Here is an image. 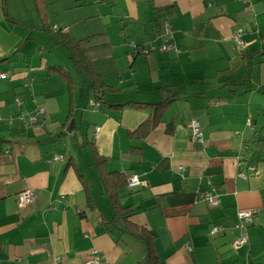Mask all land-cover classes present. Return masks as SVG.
<instances>
[{"label": "crops", "instance_id": "obj_1", "mask_svg": "<svg viewBox=\"0 0 264 264\" xmlns=\"http://www.w3.org/2000/svg\"><path fill=\"white\" fill-rule=\"evenodd\" d=\"M61 1L0 0V72L10 73L0 80V264H85L92 252L101 255V264L145 259L140 241L99 225L101 212L111 218L113 209L87 143L106 159L108 172L126 180L139 175L146 182V187L120 190V204L132 209L134 224L154 233L161 264H264V0H70L72 6L61 7L62 12L98 3L105 9V25H115L114 31L98 32L107 34L121 74L107 80L120 89L112 105H145L95 109L84 82L88 97L80 120V99L71 102L57 72H47L51 66L69 67L45 58L37 66L26 63L29 47L41 45L36 29L61 49L54 25L67 27L66 34L78 39L93 35L82 36L61 22L63 17L48 22V6ZM166 15L181 54L135 53L134 47H160ZM237 29L243 30V49L233 42ZM125 56L129 66L122 63ZM52 80L61 84L59 90L51 89ZM65 93L67 99L58 103ZM15 99L23 101L20 109ZM167 99L174 100L158 125L143 139L131 138L130 132ZM70 103L74 126L66 121ZM37 106L46 107L45 125L24 131L17 117ZM192 121L201 127L202 143L191 142ZM62 134L68 147L54 144ZM57 155L63 160L53 161ZM208 181L219 194L215 208L199 198V192L211 189ZM27 189L35 201L18 209L17 195ZM239 211H256L254 224L234 229ZM215 225L225 230L211 236ZM240 235L247 244L232 250L231 241Z\"/></svg>", "mask_w": 264, "mask_h": 264}, {"label": "trees", "instance_id": "obj_2", "mask_svg": "<svg viewBox=\"0 0 264 264\" xmlns=\"http://www.w3.org/2000/svg\"><path fill=\"white\" fill-rule=\"evenodd\" d=\"M4 11H6L3 8ZM46 30V29H45ZM54 33V32H53ZM58 40V45L62 46L69 53V59L72 68L80 81L86 82L88 85V93L94 103L100 106H111L114 108H123L131 106L133 108H141L145 105L133 102L116 101L112 105V99L118 95L120 89L107 83V80L121 78L113 54L112 46L106 33H98L86 38L78 39L71 34L54 33ZM48 76L52 72H57L60 80L66 85V91L72 102L73 100V81L68 68L60 66L47 67ZM174 99H167L155 105L154 113L135 131L130 132V137L134 139H143L151 129H154L164 112L167 110L168 104ZM99 107L97 109H99ZM66 121L74 120V107L70 103V109L67 113ZM172 125L170 124L167 133H171ZM74 130V127L70 131ZM93 156V163L101 178L105 194L113 209V216L108 218L101 212L99 216V225L104 227L110 234H118L120 236H128L137 239L144 247L145 259L136 264H161L159 254L156 248V237L154 233L145 227H140L131 221L133 211L129 207L120 204V190L127 187V180L123 174L118 172H108L105 164L106 159L99 156L93 144L87 143ZM68 162L67 166H69ZM75 172L83 184L84 191L89 200L92 199L88 190L87 183L82 173L75 168ZM92 208V206H91Z\"/></svg>", "mask_w": 264, "mask_h": 264}, {"label": "built area", "instance_id": "obj_3", "mask_svg": "<svg viewBox=\"0 0 264 264\" xmlns=\"http://www.w3.org/2000/svg\"><path fill=\"white\" fill-rule=\"evenodd\" d=\"M242 2L243 4H247V0H238ZM162 23V36H161V45L160 47H149L146 49H137L134 47V52L142 54L144 56H147L149 53L154 52L156 50H159L162 53H173L175 55H180L181 50L176 46L175 37L173 34V30L170 24V16H163L161 19ZM51 30L54 33H62L66 34L68 33L67 27H59V26H52ZM243 30L237 29L233 34V42L235 44L236 49H243L245 47L244 41H243ZM10 76L9 72H0V80H6ZM30 80L28 84L31 82ZM35 103V101H32ZM15 103L17 107L20 109L23 106V101L19 99H15ZM93 107L97 109L99 107V104L94 103ZM45 117H46V111L42 107H35L30 113L27 114V116L19 115L17 117V120L19 122V126L24 131L29 130L35 125H45ZM1 120V118H0ZM8 123L11 125L13 124V119L9 118ZM190 128V139L192 143H202L203 142V136L201 133V127L197 121H192L189 124ZM98 133V129H95V137ZM244 156L240 155L237 159L239 168L243 167L244 162ZM62 161V156H54L53 161ZM249 174H253L255 172V168L253 166L248 167ZM179 171H183V167H179ZM241 177L243 179H247L246 174H241ZM209 186H211V189L199 192V198L207 203V205L210 208L218 207L219 205V194L215 187L212 186V183L208 181L207 183ZM127 187L128 189H134L137 187H146V182L141 180L139 175H132L127 179ZM35 201V195L33 191L31 190H24L20 192L17 195V207L18 209H23L33 203ZM257 212L256 211H239L237 213V219L238 221L234 225V229H241L244 230L247 227H250L254 224L255 218H256ZM225 228L220 225H215L212 227L210 231L211 236H217L224 232ZM247 244V238L243 235L238 236L237 238L233 239L231 241V249L237 250L241 248L242 246ZM189 251L191 250L190 247L187 248ZM102 263V257L96 252H92L90 254L89 259L85 262V264H101Z\"/></svg>", "mask_w": 264, "mask_h": 264}, {"label": "rangeland", "instance_id": "obj_4", "mask_svg": "<svg viewBox=\"0 0 264 264\" xmlns=\"http://www.w3.org/2000/svg\"><path fill=\"white\" fill-rule=\"evenodd\" d=\"M73 1H75V0H73ZM67 6H69V7L72 6L70 0H62L59 3H54L53 5L48 6L49 9H47V10H48V12H50L47 15L48 22H50V23L56 22L59 20V17H63L61 22H65L66 24L74 26L75 30L79 31L80 34H82V36H88V35H91L94 33L103 32V30H106L107 32L108 31L111 32V31L115 30L114 29L115 25H113V27H110V25H105L108 22L107 20L105 21V23H104V21H102L103 20L102 16L105 12L104 11L105 9L102 6V4L96 3L95 5L94 4L90 5V7H87V8H76L73 11L72 10L71 11L66 10V11L62 12L60 10L61 7L66 8ZM86 16H89V17H86ZM35 31H36V35H37L36 38L39 39V41H37V42L41 45L35 44V45L29 47L30 51H26V53H27L26 63H29L30 66H32V65L37 66V64H39V62L41 60H43V58H45L51 64L52 63H58V64L66 65L67 67H69V72L71 73V77L73 80V97L76 100L80 99L79 100L80 103H78V104H81L80 107L82 106L79 109V112L76 113V116L79 119L81 116V112L84 111L83 106H85L87 103V97H88L87 86L83 81H80L78 79L73 68L70 66V63L68 61V55L66 54L67 50L59 48L53 42H47L49 39L46 36V34H44V32L41 31V29H36ZM116 38L119 41L118 34L116 35ZM115 55H116V57L118 56L117 60L121 59V55H120L118 50H115ZM123 57H124V55H123ZM14 58H16V57H14ZM125 58H126V60L122 59V63L125 64V66H126V64L129 66L130 62L128 61L127 56H125ZM12 60L13 59L11 58V62H12ZM15 61H13V62H15ZM2 65H5V64L2 63ZM35 75L38 76L39 75L38 72H35ZM49 85H50L52 90H59L61 88V84L55 83L53 80H52L51 84H49ZM64 86L66 87L65 84H64ZM31 87H32V85H31ZM67 97L68 96H66V93H65V95L62 96V98H57L58 103H59L60 99H62V101H65V99H67ZM42 108H44V110L46 111V107H42ZM82 109H83V111H82ZM62 136H61L62 137L61 140L56 141L54 144H56L57 146L60 143L62 145H66V146L69 145V139L64 134H62ZM83 152L84 151H82V154H83ZM83 157L89 158V155L88 154H87V156L83 155Z\"/></svg>", "mask_w": 264, "mask_h": 264}]
</instances>
